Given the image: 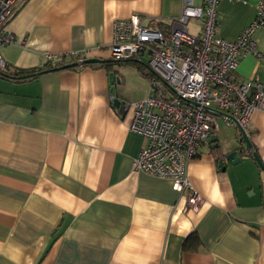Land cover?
I'll list each match as a JSON object with an SVG mask.
<instances>
[{
	"label": "crops",
	"instance_id": "obj_1",
	"mask_svg": "<svg viewBox=\"0 0 264 264\" xmlns=\"http://www.w3.org/2000/svg\"><path fill=\"white\" fill-rule=\"evenodd\" d=\"M181 2L25 0L6 24L15 42L0 56L10 70L41 68L49 56L110 61L114 21L136 15L168 31ZM257 3L219 0L217 35L235 40ZM189 22L197 35L198 23ZM252 37L260 57H241L236 75L264 84V27ZM147 74L133 61L0 78V264H264V172L251 156L264 165V111L253 113L252 146L237 163L225 160L239 145L234 126L199 146L187 164L200 198L193 210L171 181L132 170L145 140L130 131V110L121 114L110 96L142 100ZM190 236L198 244L184 250Z\"/></svg>",
	"mask_w": 264,
	"mask_h": 264
},
{
	"label": "built area",
	"instance_id": "obj_2",
	"mask_svg": "<svg viewBox=\"0 0 264 264\" xmlns=\"http://www.w3.org/2000/svg\"><path fill=\"white\" fill-rule=\"evenodd\" d=\"M21 1L0 0V48L15 42L6 24ZM218 2L203 0L196 7L193 0H182L168 31L145 27L136 15L118 19L108 49L110 60L145 64L149 76L146 96L119 107L121 114L130 110L129 129L145 140L132 170L171 181L193 210L200 198L187 177V164L199 146L213 140L220 125L236 127L239 139L248 137L253 113L264 111V84L257 77L236 75L241 57H260L252 36L264 27V0H258L254 19L233 41L217 35ZM191 19L199 25L197 35L188 32ZM0 73H7L1 56Z\"/></svg>",
	"mask_w": 264,
	"mask_h": 264
},
{
	"label": "trees",
	"instance_id": "obj_3",
	"mask_svg": "<svg viewBox=\"0 0 264 264\" xmlns=\"http://www.w3.org/2000/svg\"><path fill=\"white\" fill-rule=\"evenodd\" d=\"M25 0H22L21 2H23ZM82 56L76 54V55H69L68 57H62L60 61L58 62H47L43 67L38 68V69H30V70H24V69H8L7 68V73H0V78L2 79H6V80H10V81H15V82H21V81H29L32 79H35L43 74H41V72L44 71H48L51 69H56L58 67H61L63 65L66 64H70L73 62H77L79 60V58H81ZM111 62H115V61H103L101 64H93V65H79L76 66L74 68H70V69H66V71H75L78 70L80 68H85V67H90V68H97V67H107L109 66V64ZM124 62H133L132 60H128V61H124ZM142 66H144V68H146L145 64L140 63ZM59 71H63V70H59ZM58 72V71H55ZM148 76V74H147ZM189 242V243H188ZM198 244V239L195 236H190L185 242H184V250H194L196 248V245Z\"/></svg>",
	"mask_w": 264,
	"mask_h": 264
},
{
	"label": "water",
	"instance_id": "obj_4",
	"mask_svg": "<svg viewBox=\"0 0 264 264\" xmlns=\"http://www.w3.org/2000/svg\"><path fill=\"white\" fill-rule=\"evenodd\" d=\"M102 62H103L102 60L97 59V58H85L80 63L79 62H73L70 64L63 65L61 67H58L56 69H51L48 71L41 72V74H46V73L55 72V71H59V70H66V69L74 68V67L79 66V65L101 64ZM108 77H109V80L111 83L118 82V78L114 75V73L110 72L108 74ZM112 105L115 108L119 109V107L122 105V102H120L117 98H115L112 102ZM240 138L241 139H239L237 141L238 142L237 144H239L237 149L230 152L229 154L225 155V160L230 161L231 164H235L240 160L239 156H240V154L244 148L251 149L252 145H251L249 138L243 134H241ZM251 156H252L253 160L255 161V163L257 164V166L259 167V169L264 172V165L261 162L260 158L258 157L257 153L252 152ZM223 162H224V160H219L218 166L222 167Z\"/></svg>",
	"mask_w": 264,
	"mask_h": 264
},
{
	"label": "rangeland",
	"instance_id": "obj_5",
	"mask_svg": "<svg viewBox=\"0 0 264 264\" xmlns=\"http://www.w3.org/2000/svg\"><path fill=\"white\" fill-rule=\"evenodd\" d=\"M192 21V19L190 20ZM189 25V26H188ZM187 27L191 28V23L189 22V24H187ZM223 127V125H220V128Z\"/></svg>",
	"mask_w": 264,
	"mask_h": 264
}]
</instances>
